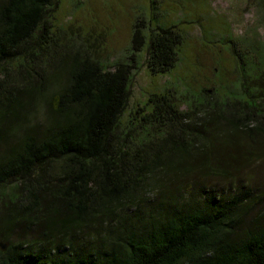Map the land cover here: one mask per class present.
Returning a JSON list of instances; mask_svg holds the SVG:
<instances>
[{"label": "trees", "instance_id": "16d2710c", "mask_svg": "<svg viewBox=\"0 0 264 264\" xmlns=\"http://www.w3.org/2000/svg\"><path fill=\"white\" fill-rule=\"evenodd\" d=\"M56 2L0 0V264H264V195L240 174L264 151V54L233 52L234 93L182 110L153 92L120 122L133 62L106 69L60 44ZM181 39L153 30L151 71L174 66ZM56 67L64 81L47 93ZM41 98L49 119L34 125Z\"/></svg>", "mask_w": 264, "mask_h": 264}, {"label": "rangeland", "instance_id": "374dc122", "mask_svg": "<svg viewBox=\"0 0 264 264\" xmlns=\"http://www.w3.org/2000/svg\"><path fill=\"white\" fill-rule=\"evenodd\" d=\"M261 4L262 0H57L48 17L59 35V43L71 45L79 55H88L106 69L118 62H133L129 95L119 116V121L125 122L153 92L169 90L183 110L198 99L213 102V96L206 94L214 90L238 91L239 69L233 52L247 50L258 57L259 51L264 54ZM136 24L142 26L145 43L132 60L131 38ZM170 25L182 38L177 60L166 72L151 71L147 62L148 37L157 26ZM241 39L246 43H241ZM64 72V68L57 67L55 71L47 70V93L64 81ZM48 119L41 98L32 121L35 125ZM259 157L239 169L243 183L257 187L256 192L264 195V151ZM219 184L225 186L221 181ZM255 214V210H250L242 215L236 232L241 234L252 228Z\"/></svg>", "mask_w": 264, "mask_h": 264}, {"label": "water", "instance_id": "95a60500", "mask_svg": "<svg viewBox=\"0 0 264 264\" xmlns=\"http://www.w3.org/2000/svg\"><path fill=\"white\" fill-rule=\"evenodd\" d=\"M6 246H7V242H0V250H5V248H6Z\"/></svg>", "mask_w": 264, "mask_h": 264}]
</instances>
